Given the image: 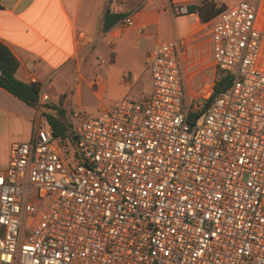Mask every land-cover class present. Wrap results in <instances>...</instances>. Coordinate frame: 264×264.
<instances>
[{
    "label": "built area",
    "instance_id": "built-area-1",
    "mask_svg": "<svg viewBox=\"0 0 264 264\" xmlns=\"http://www.w3.org/2000/svg\"><path fill=\"white\" fill-rule=\"evenodd\" d=\"M257 13L238 1L210 20L232 81L209 103L184 104L178 40L148 54L146 99L70 113L74 147L54 144L40 91L31 137L0 172V264H264Z\"/></svg>",
    "mask_w": 264,
    "mask_h": 264
},
{
    "label": "crops",
    "instance_id": "crops-1",
    "mask_svg": "<svg viewBox=\"0 0 264 264\" xmlns=\"http://www.w3.org/2000/svg\"><path fill=\"white\" fill-rule=\"evenodd\" d=\"M203 0H0V42L19 62L15 77L25 83H37L48 100V107L74 113L83 88L99 102L98 111L111 109L123 99L141 102L151 91L147 56L161 42L178 40L176 46L184 103L186 83L193 76L204 78L218 69L212 60L210 19L201 20L189 7ZM226 8L238 1L257 5L256 27L260 33L257 65L264 69V2L261 0H209ZM113 13L124 14L109 31L100 26L106 5ZM170 8L184 13L171 15ZM129 18L131 26H125ZM209 26V44L205 46V26ZM100 44V46H98ZM88 56V57H87ZM149 86V93L143 89ZM212 99V98H211ZM50 104V105H49ZM36 109L0 88V172L9 160L14 142L31 137ZM44 115V113H42Z\"/></svg>",
    "mask_w": 264,
    "mask_h": 264
},
{
    "label": "trees",
    "instance_id": "trees-1",
    "mask_svg": "<svg viewBox=\"0 0 264 264\" xmlns=\"http://www.w3.org/2000/svg\"><path fill=\"white\" fill-rule=\"evenodd\" d=\"M223 9V6H217L213 1L203 0L198 5L189 7L188 12H197L201 20L207 22ZM125 17L124 14L113 13L107 4L104 8L103 18L101 21L100 31H109L119 20ZM19 67V62L11 53L7 46L0 42V88L26 104L36 109L38 97L40 93V85L33 83H25L15 77V73ZM217 79L213 83L212 93L209 100L218 92L226 90L232 81V76L222 70H218ZM55 115L44 113V117L51 127L53 134V142L60 151H63L68 145L74 147L76 138L70 131V123L66 122L64 111L60 108L48 107ZM202 111L192 114L189 117L190 123H194L201 115Z\"/></svg>",
    "mask_w": 264,
    "mask_h": 264
},
{
    "label": "rangeland",
    "instance_id": "rangeland-1",
    "mask_svg": "<svg viewBox=\"0 0 264 264\" xmlns=\"http://www.w3.org/2000/svg\"><path fill=\"white\" fill-rule=\"evenodd\" d=\"M209 44V26H205V46H208ZM100 46V44H98ZM88 57V56H87ZM213 69L209 70V72L205 73L204 78H198L196 76H193L190 81H187L186 83V102H195L196 99H199L202 101V96L207 97L210 96L212 93V86H213V75L214 71ZM213 80V81H212ZM150 89L149 86H146L143 89V94L147 95L149 93ZM185 104V103H184ZM50 105V104H49ZM99 105V102H97L93 95L91 94L90 90H88L86 87L82 90V97L80 104H74L71 108L73 111L79 113V115H87L86 119L96 117L100 114V111L97 110V106ZM115 105L112 106V108ZM43 113H51L52 115H55L54 111L43 110ZM44 116V115H43ZM66 122L70 123V115L67 113L65 115Z\"/></svg>",
    "mask_w": 264,
    "mask_h": 264
},
{
    "label": "water",
    "instance_id": "water-1",
    "mask_svg": "<svg viewBox=\"0 0 264 264\" xmlns=\"http://www.w3.org/2000/svg\"><path fill=\"white\" fill-rule=\"evenodd\" d=\"M201 119H202V116H200V118H199V121L197 122L198 124H200V122H201Z\"/></svg>",
    "mask_w": 264,
    "mask_h": 264
}]
</instances>
